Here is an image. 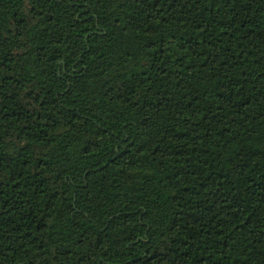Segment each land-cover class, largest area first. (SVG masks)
<instances>
[{
  "label": "trees",
  "instance_id": "1",
  "mask_svg": "<svg viewBox=\"0 0 264 264\" xmlns=\"http://www.w3.org/2000/svg\"><path fill=\"white\" fill-rule=\"evenodd\" d=\"M0 264H264V0H0Z\"/></svg>",
  "mask_w": 264,
  "mask_h": 264
}]
</instances>
